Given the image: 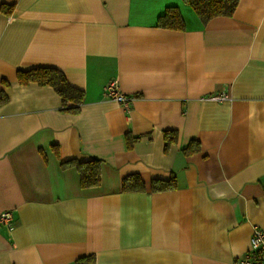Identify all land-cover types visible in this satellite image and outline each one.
I'll return each mask as SVG.
<instances>
[{"label": "crops", "instance_id": "0c3cea01", "mask_svg": "<svg viewBox=\"0 0 264 264\" xmlns=\"http://www.w3.org/2000/svg\"><path fill=\"white\" fill-rule=\"evenodd\" d=\"M0 264H232L264 227V0L203 25L183 0H0ZM176 7L183 31L156 27ZM59 69V111L16 72ZM116 80L129 112L103 98ZM7 82L8 85L3 84ZM226 99L215 101V95ZM164 131L176 138L164 149ZM198 143L196 151L184 152ZM100 160L81 188L68 160ZM136 174L143 192H124ZM174 188L151 192L153 179Z\"/></svg>", "mask_w": 264, "mask_h": 264}, {"label": "trees", "instance_id": "16d2710c", "mask_svg": "<svg viewBox=\"0 0 264 264\" xmlns=\"http://www.w3.org/2000/svg\"><path fill=\"white\" fill-rule=\"evenodd\" d=\"M183 2L192 9L201 24L205 25L217 17H231L239 0H183ZM12 11V5H0L1 13L10 15ZM156 27L173 31H183L185 29L184 22L176 7H167L157 18ZM15 78L19 85L35 83L39 86L50 87L60 98V112L68 114L79 113L80 106L83 103L84 93L71 86L59 69L53 67H33L28 70L17 71ZM3 84L8 85L5 81ZM7 100L6 95L0 91V107L5 105ZM175 138V131H164L165 150L171 142H174ZM197 149L198 143L191 141L184 149V152L196 151ZM100 163L98 159L87 161L68 160L62 162L60 165L63 168H75L79 175L81 188H89L100 184ZM173 188L174 178L171 176L167 180H151L149 190L151 192H161ZM121 189L124 192H143L145 191V186L141 178L133 174L122 179Z\"/></svg>", "mask_w": 264, "mask_h": 264}, {"label": "built area", "instance_id": "2783aa9c", "mask_svg": "<svg viewBox=\"0 0 264 264\" xmlns=\"http://www.w3.org/2000/svg\"><path fill=\"white\" fill-rule=\"evenodd\" d=\"M102 95L104 99L119 104L125 112L130 111L131 104L135 100L133 96L127 95L120 90L116 80H112L105 85ZM212 99L221 101L226 99V96L223 94L215 95ZM11 219V211H2L0 213V225L9 228ZM232 264H264V227L255 226L252 228L248 250L233 261Z\"/></svg>", "mask_w": 264, "mask_h": 264}]
</instances>
